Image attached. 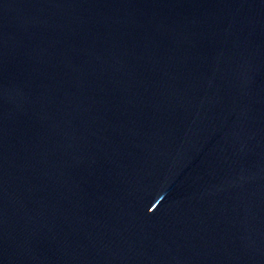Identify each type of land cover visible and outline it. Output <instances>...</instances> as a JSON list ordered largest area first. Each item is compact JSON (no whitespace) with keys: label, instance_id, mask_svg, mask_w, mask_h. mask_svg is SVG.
I'll list each match as a JSON object with an SVG mask.
<instances>
[{"label":"water","instance_id":"water-1","mask_svg":"<svg viewBox=\"0 0 264 264\" xmlns=\"http://www.w3.org/2000/svg\"><path fill=\"white\" fill-rule=\"evenodd\" d=\"M0 264H264V0H0Z\"/></svg>","mask_w":264,"mask_h":264}]
</instances>
